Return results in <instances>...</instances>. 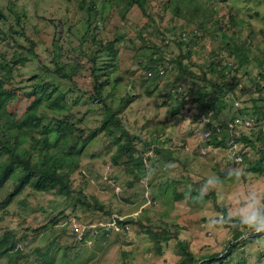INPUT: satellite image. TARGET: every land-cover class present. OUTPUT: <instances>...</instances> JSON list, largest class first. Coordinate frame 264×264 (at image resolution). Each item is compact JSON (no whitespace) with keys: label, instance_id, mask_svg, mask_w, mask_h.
Returning <instances> with one entry per match:
<instances>
[{"label":"rangeland","instance_id":"374dc122","mask_svg":"<svg viewBox=\"0 0 264 264\" xmlns=\"http://www.w3.org/2000/svg\"><path fill=\"white\" fill-rule=\"evenodd\" d=\"M131 4L130 0H0V61L10 62L21 54L28 61V49L35 46L53 69L58 41L64 72L71 77L50 75L45 82L50 90H63L68 114L92 136L73 175L77 199L27 187L2 208L16 186L9 181L0 189V235L13 233L22 250L17 264H179V241L189 244L201 259L198 264L229 250L226 258L205 264H264V230L255 235L264 223L243 227L244 236L234 245L232 223L222 211L225 208L231 217L245 222L244 210L258 201L264 220V176L250 169L259 151L242 141L230 148L216 147L204 137L208 127L247 114L240 110L251 107V98L257 96L255 81H263L264 72V0H147L146 12ZM101 39L104 45L117 40L116 57L97 51ZM233 40L246 41L251 62L237 73L239 88L228 95L227 107L215 113L204 105L184 103L185 94L176 87L190 85L188 93L191 84L196 87L195 78L183 74V66L172 60L190 51L183 63L197 77L204 72L211 76L212 60L235 61L229 55ZM93 57L98 58V81L92 74ZM150 59L158 68H167L157 86L148 77ZM10 64L12 86L22 99L19 113L28 104L22 88L30 90L36 78H29L40 69L34 61ZM107 77L103 96L122 112L123 127L136 137L137 148L148 161L140 179L129 165L114 161L117 144L102 130L103 111L91 99ZM48 112L50 119L59 115ZM251 128L242 127L240 132L251 136ZM35 137L39 139L40 133ZM40 142L29 139L24 145ZM174 189L183 191L184 198L178 200ZM118 218L131 223L117 227ZM164 229L172 232V238L161 240L159 248L146 232ZM0 264L14 263L0 257Z\"/></svg>","mask_w":264,"mask_h":264},{"label":"trees","instance_id":"16d2710c","mask_svg":"<svg viewBox=\"0 0 264 264\" xmlns=\"http://www.w3.org/2000/svg\"><path fill=\"white\" fill-rule=\"evenodd\" d=\"M131 1L143 12H146L147 0H130V4ZM80 6L83 5L80 4ZM92 9L97 12L95 7ZM0 17L2 16L0 15ZM183 34L188 35L186 32H183L182 36ZM21 35H25L23 31ZM96 36L97 34H94V37ZM186 36H183V39H187ZM116 41L104 45L103 40H99L100 48L97 51L99 53L106 52L116 57L117 51L114 46ZM54 43L56 53L52 58L55 65L53 69L49 67L48 61H42L35 50V46L28 49V52H31V57L27 58L28 61L23 58L22 54L13 58L10 62L0 61V70L3 71L0 74V189L9 181L16 182L15 188L1 203L2 208L10 205L15 197L20 195L27 187L40 192L57 191L59 194L67 196L71 201L77 199L73 197L75 193L73 175L80 168V159L92 136L84 128L78 127L73 120L74 117L68 114L69 108L63 90L57 92L56 87L50 90L49 83L45 82V79L50 75L71 77V74H67L63 69L61 46L56 40ZM229 45L231 46L229 55L235 61L222 63L216 59L212 60L209 65L210 72H212L211 76H207V73L204 72V74L197 77L192 69H189L183 63V60L191 57L190 51L184 52L172 60L177 65L183 66V74H191L195 78L196 87L194 88L191 84L192 89L188 93L187 88L190 85L187 88L185 87L186 84H180L176 87V91L185 94L183 95V98L186 99L184 103L193 102L199 106L204 105L212 108L215 113H220L227 107L228 95L236 92L239 88L240 80L237 73L242 69H247L248 64L251 62L250 48L246 45V41L239 43L238 40H233V42H229ZM97 59V57L92 59V74L98 81V76L95 73ZM33 61L40 72L29 78V80L36 79L35 82L31 83L28 92H25V88H22L28 104L18 113V104L22 102V99L19 98L17 93L18 88L12 86L14 82L10 79L13 77L14 67L10 63L24 66L29 63L32 64ZM156 64L153 59H150L148 77L154 80V86H157L159 78L167 73L166 66L161 65L158 68ZM74 70L76 71L77 67ZM161 70H164V72L162 73ZM102 76L107 75L102 74ZM260 79H263V81H255L257 96L251 98V107H244L240 110L241 113L247 110V114L237 116L255 119V127L251 128L250 132L251 136H246L242 132L237 135L235 130L229 129L228 123H224L218 124L222 128V133L206 139H208L207 144L217 145L216 147L230 148L242 141L256 148L260 157L251 164L252 168L250 169L264 176V72L260 73ZM105 85H109L108 77L106 80L100 81V85L95 89L94 96H91L94 103H97L103 111L102 130L113 137L117 144V151L113 157L114 161L119 160L129 165L132 172L140 179L147 172L148 161L137 148L136 137L123 127L120 116L122 112L110 105L107 98L103 96ZM241 91L245 92L246 90L241 89ZM131 100L129 99V101ZM14 101H16L15 104H13ZM48 111L56 112L59 115L55 114L50 119ZM237 117L231 118L228 122L234 121ZM52 120L54 122H51ZM37 133H40L39 139L35 137ZM29 139L41 140V142L39 144L33 143L27 147L24 143ZM258 143H261L262 146L256 145ZM183 193V191L178 192L174 189L173 194L176 195L178 200H181L184 198ZM95 206L102 209L97 202ZM222 211L226 220L232 223L231 229L235 233V241L237 242L234 245H236L239 242L238 239L244 236L241 229L243 227L247 228L248 225L239 218L231 217L227 209L223 208ZM53 223L57 224L58 220L53 219ZM115 223L117 227H122L131 223V219L121 220L118 218ZM263 230L264 228L255 235H260ZM146 233L158 244L159 248L161 240L169 241L172 238V232L165 229L162 231L147 230ZM178 246L181 255L179 264H198L201 262V259L195 256L188 243L179 241ZM21 252L22 250L15 244L14 235L11 231H5L3 235H0L1 258H10L14 264H17V259L22 257ZM229 254L230 250L227 253L216 254L203 263H212L216 258L224 259Z\"/></svg>","mask_w":264,"mask_h":264},{"label":"built area","instance_id":"2783aa9c","mask_svg":"<svg viewBox=\"0 0 264 264\" xmlns=\"http://www.w3.org/2000/svg\"><path fill=\"white\" fill-rule=\"evenodd\" d=\"M183 36H186V34H183ZM163 73L164 70H161ZM183 87V86H182ZM251 126L252 128L255 127V119L249 118V117H237L234 121H231L228 123L229 129L235 130L237 135H240V129L242 127H248ZM264 131V127H263ZM222 133V128L219 125H215L213 128H207L204 132L205 138H210L213 135H218Z\"/></svg>","mask_w":264,"mask_h":264},{"label":"clouds","instance_id":"9594fccd","mask_svg":"<svg viewBox=\"0 0 264 264\" xmlns=\"http://www.w3.org/2000/svg\"><path fill=\"white\" fill-rule=\"evenodd\" d=\"M258 201H254L252 204H249L248 207L244 210L245 213V223L249 227H256L258 224L264 223V220H262L261 214L258 211L256 204H258Z\"/></svg>","mask_w":264,"mask_h":264}]
</instances>
